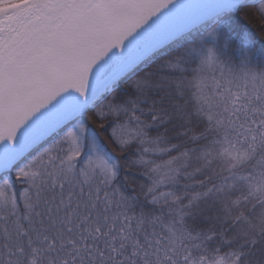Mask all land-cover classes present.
I'll return each mask as SVG.
<instances>
[{
  "label": "snow or ice",
  "instance_id": "1",
  "mask_svg": "<svg viewBox=\"0 0 264 264\" xmlns=\"http://www.w3.org/2000/svg\"><path fill=\"white\" fill-rule=\"evenodd\" d=\"M0 264H264V0H0Z\"/></svg>",
  "mask_w": 264,
  "mask_h": 264
}]
</instances>
